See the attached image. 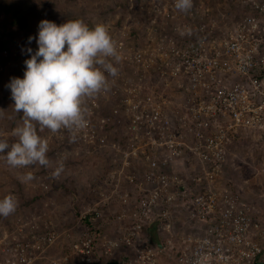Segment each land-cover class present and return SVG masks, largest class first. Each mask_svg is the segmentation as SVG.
Masks as SVG:
<instances>
[{"label":"built area","instance_id":"built-area-1","mask_svg":"<svg viewBox=\"0 0 264 264\" xmlns=\"http://www.w3.org/2000/svg\"><path fill=\"white\" fill-rule=\"evenodd\" d=\"M216 1L184 13L175 0H139L138 14L108 29L118 74L85 100L87 126L61 129L56 149L71 161L110 148L97 197L64 229L47 202L21 214L0 232V264H264V189L256 202L218 186L241 133L264 147V0H235L233 13ZM119 128L125 136L103 142Z\"/></svg>","mask_w":264,"mask_h":264},{"label":"clouds","instance_id":"clouds-1","mask_svg":"<svg viewBox=\"0 0 264 264\" xmlns=\"http://www.w3.org/2000/svg\"><path fill=\"white\" fill-rule=\"evenodd\" d=\"M174 6L178 11L188 13L193 7V0H175ZM33 39L36 50L33 52L30 47L22 50L28 54L23 76L12 77L7 85L14 102L13 110L21 114V123L12 129L11 142L0 137V159L13 169L50 166L48 141L38 134L37 125L40 130L48 129L53 133L61 129H84L88 122L85 100L106 93L110 88L108 77L118 74L112 61L118 62L120 55L115 41L102 23L90 27L81 19L61 24L42 19L37 35L30 36L28 43L31 44ZM4 51L5 48L1 49L3 57L15 59L11 55L5 56ZM187 140H190L189 135ZM61 170L62 165L56 167L53 177H58ZM34 178L29 171L21 177V182H30ZM44 180L49 182L47 178ZM16 207L15 196L11 193L4 195L0 198V217H8ZM73 213L74 210L71 218H75ZM57 220L62 229L73 223L66 225L59 217ZM53 221L57 222L55 218ZM59 251L58 246H53L49 253ZM164 257V264H179L175 255Z\"/></svg>","mask_w":264,"mask_h":264},{"label":"rangeland","instance_id":"rangeland-1","mask_svg":"<svg viewBox=\"0 0 264 264\" xmlns=\"http://www.w3.org/2000/svg\"><path fill=\"white\" fill-rule=\"evenodd\" d=\"M26 2L25 11L34 13L33 11L37 9V12H35L37 13V19L53 18V21H56L57 24H61L67 20L81 19L91 26L102 23L110 31L119 30V20L124 19V16L130 18L133 14L131 11L133 8L125 4V0H26ZM131 3L140 4L139 1L135 3V0H132ZM216 3L219 4L218 11H225L226 0H219ZM10 5L12 7L11 2H8L7 6ZM35 13L30 16L34 18ZM220 17L222 16L220 15ZM34 23L35 18L26 24L30 25ZM27 38L24 37L19 46H13V49H6L5 56L11 55L10 57H14L15 59H8L6 57L4 58L6 65L4 63V65H0V75L3 73V78H0V137L8 138L10 142L13 139L11 131L21 123V119L14 125L11 124L15 111L13 110L14 102L7 85L12 77L23 76L24 61L28 58V54L22 51L20 47L29 46ZM4 46L8 47V45ZM34 46L37 48L36 43ZM0 47L2 46L0 45ZM35 47H31L33 52L36 50ZM24 49L26 48L24 47ZM105 104H107L106 107L111 104V102L109 103V99H105ZM118 125L120 126V124ZM112 129H109L105 133L107 139L103 141L104 143H111L113 140L117 138L121 139L125 136L126 132L121 128H119L118 132ZM5 130H8V132ZM37 131L41 137L48 141V156L52 162L50 166L42 167L34 165L29 168L13 169L4 160L0 159V198L11 193L17 201L14 213L8 217H0V232L10 229L15 222H19L21 214L31 213L32 215L36 213L35 207L38 205L37 208L40 207L39 209L42 210L41 203L43 204L44 202L48 203V207H50V211L53 213L51 219L55 218L59 222L57 220L59 217L60 221L64 224L68 221L73 222V219H75L71 218L73 207L80 206L83 202H91L97 197L93 194L94 187L92 186L101 180L104 170L107 164H109L110 148L97 146L95 152H91L90 150L85 158L71 161L65 159L62 161L60 157H57L56 153V149L61 148L58 142L59 138H61L60 131L53 133L48 129L40 130L38 125ZM243 134H240L234 143L229 146L228 163H226V167L223 166L222 168V175L218 181V186L239 194V196L247 200L258 202L259 193L264 189V147L259 145L260 143L256 142L251 136ZM61 165L62 170L60 175L54 178L53 171ZM245 166L253 172V176L248 179L243 174ZM29 171L33 173L34 180L26 183L21 182V177ZM43 177H46L47 180L51 178V181H55L52 183L54 192L42 194L38 185L41 180L46 179ZM259 184L261 185L260 189ZM70 199L71 202L73 201V206H71ZM114 208L113 206L110 210L107 209L106 211L108 212L106 214L108 213V216H110L115 211ZM108 216L106 218L109 220L110 217ZM149 239L153 241L156 238L150 237Z\"/></svg>","mask_w":264,"mask_h":264},{"label":"crops","instance_id":"crops-1","mask_svg":"<svg viewBox=\"0 0 264 264\" xmlns=\"http://www.w3.org/2000/svg\"><path fill=\"white\" fill-rule=\"evenodd\" d=\"M9 1H11L12 7L11 5L7 6V4H4L2 7H0V45L2 46L0 47V65H6V63L4 62L5 57H3L2 55L1 49H13V46H19L22 43L24 37H35L38 31V24L40 22L39 20H41L37 19V13H35L37 12V9L35 8L36 11H33L35 13V23L27 25L26 23L34 19L33 17H31L34 13L25 11L27 4L26 0ZM35 43V39H33L32 44L28 43V47L23 46L20 48L23 50L24 47L26 49L29 47H35ZM4 45H8V47H5ZM0 78H3V73L0 75Z\"/></svg>","mask_w":264,"mask_h":264},{"label":"trees","instance_id":"trees-1","mask_svg":"<svg viewBox=\"0 0 264 264\" xmlns=\"http://www.w3.org/2000/svg\"><path fill=\"white\" fill-rule=\"evenodd\" d=\"M138 1L139 0H135V3H138ZM8 2H11V1H9V0H0V7H2L4 4H7ZM122 5V4H121ZM125 5V4H124ZM123 6V5H122ZM237 6V4H235V3H233V1L232 0H226V9H228V11L230 12V13H233L234 11H236L238 8L236 7ZM234 8V9H233ZM134 14H138V12H137V5L134 7V9L133 10H131ZM47 19V18H46ZM47 20H50V21H53V18H48ZM123 19H120L119 21L121 22ZM53 22H55V23H57L56 21H53ZM119 23V22H118ZM59 24V23H58ZM90 27H91V25L90 24H88ZM19 63V62H18ZM7 99V98H6ZM21 119V114H17L16 112L13 114V118L11 119V124L12 125H14L15 123H17L19 120ZM6 132H8V130H5ZM1 132V131H0ZM107 137V136H106ZM244 176H245V178H250L251 176H252V174H253V172H252V170H250L248 167H244ZM50 178V177H49ZM50 181V183L52 184L53 182L51 181V178L49 179ZM71 224V222L70 221H68L67 223H66V225H70ZM173 259V261H174V258H172Z\"/></svg>","mask_w":264,"mask_h":264}]
</instances>
